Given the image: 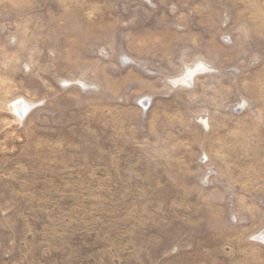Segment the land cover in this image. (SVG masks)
I'll list each match as a JSON object with an SVG mask.
<instances>
[{"label":"rangeland","instance_id":"rangeland-1","mask_svg":"<svg viewBox=\"0 0 264 264\" xmlns=\"http://www.w3.org/2000/svg\"><path fill=\"white\" fill-rule=\"evenodd\" d=\"M0 264H264V0H0Z\"/></svg>","mask_w":264,"mask_h":264}]
</instances>
